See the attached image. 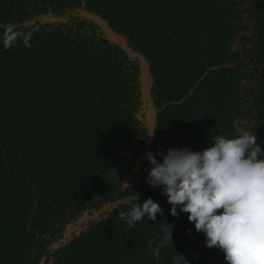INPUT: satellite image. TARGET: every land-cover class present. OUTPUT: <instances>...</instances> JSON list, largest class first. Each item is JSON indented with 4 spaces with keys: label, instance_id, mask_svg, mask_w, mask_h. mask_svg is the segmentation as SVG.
Returning a JSON list of instances; mask_svg holds the SVG:
<instances>
[{
    "label": "trees",
    "instance_id": "1",
    "mask_svg": "<svg viewBox=\"0 0 264 264\" xmlns=\"http://www.w3.org/2000/svg\"><path fill=\"white\" fill-rule=\"evenodd\" d=\"M83 9L149 62L158 160L241 128L264 149V0H0V33L32 31L31 47H0V264H226L145 183L147 160L133 172L148 139L140 63ZM133 192L163 215L128 228Z\"/></svg>",
    "mask_w": 264,
    "mask_h": 264
},
{
    "label": "clouds",
    "instance_id": "2",
    "mask_svg": "<svg viewBox=\"0 0 264 264\" xmlns=\"http://www.w3.org/2000/svg\"><path fill=\"white\" fill-rule=\"evenodd\" d=\"M31 37L32 31L9 25L0 33V47L8 49L18 39L31 47ZM253 133L241 128L231 137L216 134L199 151L167 148L159 160L145 153L151 165L145 183L161 189L172 217L187 213L194 230L203 233L205 247L220 249L226 264H264V149ZM120 184L124 192L128 183ZM125 198L126 208L118 215L128 228L145 216L155 221L157 214L163 215L151 197L140 202L133 192ZM159 224L162 234L148 241V253L156 259L172 233L170 224Z\"/></svg>",
    "mask_w": 264,
    "mask_h": 264
},
{
    "label": "water",
    "instance_id": "3",
    "mask_svg": "<svg viewBox=\"0 0 264 264\" xmlns=\"http://www.w3.org/2000/svg\"><path fill=\"white\" fill-rule=\"evenodd\" d=\"M83 4L85 5V0H83ZM82 15L84 18L91 20L96 25H98L105 33L108 40L120 46V48L124 50L130 57H135L139 60L143 100L144 102L148 103V109L146 112V125L148 128V133L150 132V134L148 135L147 143L133 168V172L138 173L139 169L146 162L145 153L151 150L159 112L151 94L153 76L151 73L149 62L143 54L133 50L128 45L126 38L115 31L103 17L86 9L82 10ZM41 264H45V259L42 260Z\"/></svg>",
    "mask_w": 264,
    "mask_h": 264
}]
</instances>
